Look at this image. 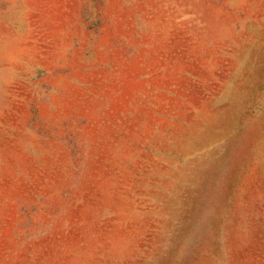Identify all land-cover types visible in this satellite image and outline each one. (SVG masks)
<instances>
[{"label":"rangeland","instance_id":"rangeland-1","mask_svg":"<svg viewBox=\"0 0 264 264\" xmlns=\"http://www.w3.org/2000/svg\"><path fill=\"white\" fill-rule=\"evenodd\" d=\"M0 264H264V0H0Z\"/></svg>","mask_w":264,"mask_h":264}]
</instances>
